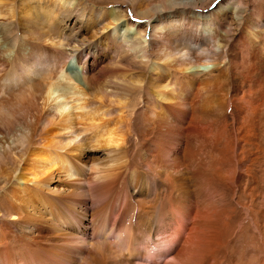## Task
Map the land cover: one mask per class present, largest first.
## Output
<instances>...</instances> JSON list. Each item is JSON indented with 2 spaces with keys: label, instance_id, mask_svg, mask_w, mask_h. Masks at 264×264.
Wrapping results in <instances>:
<instances>
[{
  "label": "bare ground",
  "instance_id": "bare-ground-1",
  "mask_svg": "<svg viewBox=\"0 0 264 264\" xmlns=\"http://www.w3.org/2000/svg\"><path fill=\"white\" fill-rule=\"evenodd\" d=\"M260 1L0 0V264H264ZM189 32L211 59L181 54ZM131 133L128 162L83 160Z\"/></svg>",
  "mask_w": 264,
  "mask_h": 264
},
{
  "label": "rangeland",
  "instance_id": "rangeland-1",
  "mask_svg": "<svg viewBox=\"0 0 264 264\" xmlns=\"http://www.w3.org/2000/svg\"><path fill=\"white\" fill-rule=\"evenodd\" d=\"M90 1H92V0H90ZM103 1H105V4L107 3L109 5H111V2H112V0H103ZM252 1L253 0H249V2H248L247 5H251L252 4ZM258 9H260L259 12L264 13V0H261L260 1V6H259ZM247 10L248 9L245 7L242 11H244V14H246L247 13ZM261 18L264 19V16H262ZM71 22L77 28L80 27V30L76 29L74 31V32H77L78 31L77 32L78 33L77 40H78L79 43L91 44V42H95L97 40V38H100V40L102 39L101 38V35L99 37L96 33L92 32L93 30H91L89 27L86 26L87 25L86 24V20H82V19L73 17L72 20H71ZM188 34L187 33L185 34V36H188V37H186L185 39L184 38H181L177 42L178 44H181L180 46H178V48H182V47L184 48V49L182 48L181 54H183L184 57H187V58H192V57H194V55H201V56H205L208 59H211L212 58V52L209 49L206 40L203 39V38L195 39L194 38V34H191V32H189ZM234 38H236L233 41L234 42V45L238 46V43L236 42L238 40V34H236V36ZM85 48L88 49V47H85ZM92 50H93V47H90V50L88 52H91ZM176 51H178V50H176ZM92 54H93L92 57L94 58L95 57L94 55H96V54H94L93 52H92ZM93 58H91L89 60L92 61ZM75 59L76 58H69L68 59V61H69V63H68V67H69L68 70H69V73L72 76H75V77L77 76L78 77L81 74V72H80L79 64H77V61ZM109 60L110 59L108 57L100 56V59L98 60L99 62H98L97 67L92 71V76L95 78L96 84L98 86H101V85L102 86H105V85H107L106 82H107V80L109 78H111L112 80L113 79H116L118 69H114V70L110 71L108 74L104 73V70L107 69L110 66V64H111ZM129 90H131V89H129ZM129 92H131V93H129ZM126 94L129 95V96H131V97H129L130 98L129 100H131L128 103L129 105H131L133 102H135V99L140 98L139 96H141V93L138 90H131V91H128L127 90L126 91ZM121 96H123V94ZM141 120L142 119L139 116L133 122V126H134L133 127V130H134L133 132H139L140 131L139 129H141V127H142ZM89 134H90V131H88L86 133H83V136H85L87 142H90L91 141ZM129 137L130 138H128V142L125 143L126 145H124L125 148L123 146V148L121 150H119V151H117L115 153L114 152H111V153L110 152H107V150L104 147H100V148L98 147V149H97V147H92L91 145H89L85 149V153H84V155H83L82 158H83L84 161H86L88 163H92L93 161H99V160L100 161H104V160H107L106 157L109 156V155H111V156H114V158H120V162L121 161H123V163H124V161L125 162L126 161L128 162L129 160H126V159H128L129 157L130 158L132 157V154L136 151L135 149L137 148V147H135V146H137L136 143L139 142L135 138V136H134L133 133H131V135ZM115 154H116V156H115ZM118 155L121 156V157H119ZM124 157H127V158L125 159ZM91 159H93V160H91ZM52 177H54L53 180H52V186H53L54 184H59L60 183V180H59L60 178L59 177H62V174H60L59 172L55 171L53 173V176ZM84 197L86 199H89L90 200V196L89 195L87 197L84 195ZM1 200L4 201V202H6L7 196L6 197L5 196H1ZM241 214H242V216H244V213L243 212H241ZM242 216H241V218H242ZM117 218H118V216H117ZM244 230L246 232H245V234H242L241 237H245V239L247 241L245 247L248 248V249H246V248L243 249V252L245 254H247L249 256V258H250L251 255H252L250 251H252L251 250V247L253 246L251 244L250 239H254L255 241L258 242L259 241V237H261V236H260V233H259L258 229L255 227V225L254 226L251 225V227L249 226V228L246 227ZM254 230H255V232H254ZM139 253H141V252H139ZM262 255H263V251L261 250V256Z\"/></svg>",
  "mask_w": 264,
  "mask_h": 264
},
{
  "label": "snow or ice",
  "instance_id": "snow-or-ice-1",
  "mask_svg": "<svg viewBox=\"0 0 264 264\" xmlns=\"http://www.w3.org/2000/svg\"><path fill=\"white\" fill-rule=\"evenodd\" d=\"M218 2H219V0H218ZM214 7H215V5H214Z\"/></svg>",
  "mask_w": 264,
  "mask_h": 264
}]
</instances>
